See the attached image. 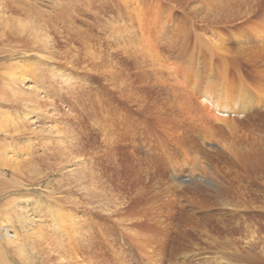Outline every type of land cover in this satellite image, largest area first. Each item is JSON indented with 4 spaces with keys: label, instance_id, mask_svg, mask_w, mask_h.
Returning a JSON list of instances; mask_svg holds the SVG:
<instances>
[{
    "label": "rangeland",
    "instance_id": "rangeland-1",
    "mask_svg": "<svg viewBox=\"0 0 264 264\" xmlns=\"http://www.w3.org/2000/svg\"><path fill=\"white\" fill-rule=\"evenodd\" d=\"M1 1L0 65L10 74L26 71L33 81L23 86L40 89L38 94L21 91V98L32 99L27 106L12 92L2 105L25 127L10 143L31 146L35 161L23 185L0 196V205L11 200L31 214L27 231L15 216L12 220L19 238L29 236L27 253L44 252L48 243L62 239L61 248L93 255L94 264H264V108L255 105L228 116L235 117L240 132L214 130L210 136L206 121L161 110L165 87L160 90L154 71L143 68V56L126 50L114 36L119 26L131 31L134 44L144 38L135 3L160 12L175 26L157 34L147 25L152 13L142 12L144 40L169 60L192 57L201 88L193 90L196 95L201 97L206 86L219 95L223 87L235 93L241 83L264 93V34L255 38L264 33V0H228L227 11L217 15L223 20L213 23L195 18L190 8L204 13L212 8L207 3L219 0ZM183 21V33L171 30ZM206 24L225 33L233 49L253 46L228 62L218 52L211 56L200 39ZM30 27L38 33L37 42L27 32ZM174 35L179 41L172 46ZM208 61L215 72L210 79L203 67ZM190 75L193 80L195 73ZM178 78L183 81L181 73ZM248 121L251 128L244 126ZM249 141H254L249 152L236 156L231 146ZM5 171L12 179V170ZM61 217L67 224L58 229ZM251 227L257 242L251 243ZM66 230L70 241L63 239ZM2 234L3 228L0 241ZM6 247L16 259L10 264H26L13 256L19 254L14 244Z\"/></svg>",
    "mask_w": 264,
    "mask_h": 264
},
{
    "label": "bare ground",
    "instance_id": "bare-ground-1",
    "mask_svg": "<svg viewBox=\"0 0 264 264\" xmlns=\"http://www.w3.org/2000/svg\"><path fill=\"white\" fill-rule=\"evenodd\" d=\"M2 2L3 1L0 0V12L2 11V5H3ZM217 2H219V3H217ZM217 2L207 3L209 6L211 5L212 8H208L209 10L208 11L205 10L204 13L200 12L199 11L200 9H198L196 7H191L190 11H191L192 15L195 16V18H198L200 21H203L206 23H208V22L213 23V21H215L217 19L223 20V18L222 19L218 18L217 15H222V12L227 11V10H224V8H225V6L226 7L229 6V1L228 0H221V1L219 0ZM131 6L133 7V5H131ZM207 6H205V7H207ZM134 8L139 10V11H137V13H135L136 14L135 19L138 22V28L140 29L139 32L141 33V35L144 38L143 39L138 38V43L134 44L132 42V39H130V35H129V33H131V31L128 29H125L126 27L124 29L122 27H120L121 28L120 29L119 26L114 31V34H115L114 36H115V39L117 40L118 43L119 42L125 43V46H126L125 49L126 50L131 49V50H133L134 54H136L138 57L143 56V58H142L143 59V61H142L143 68L146 66V67H148V68L150 67L152 69V72L151 71L150 72L152 74L155 73L154 79H155L156 85L158 84L161 86L160 90H162V87H165V90H166L165 96L163 97V99H162L163 101L161 102V105H162L161 110L163 112H166V113L177 112V113H179L180 116L183 115V117H184L187 115L191 120H195V121L196 120H204V121H206L205 133L211 136V135H213L214 130H215V132L221 131L224 133L227 132V133H231V134L236 133L237 131L240 132V126L241 125L238 124L235 117H228V116L242 115V113H240V111L241 112L242 111L248 112V109L249 110L253 109L252 107H254L255 105H256L255 107H257V108H260V107L264 108V93L262 91H261L262 93L259 91H254L253 90V89H255L254 87L249 89L250 86L249 87H247L245 85L242 86L243 83H241V85L239 86L238 90L235 93L233 91H231V89H228L227 87H223L225 89L223 90V93L221 95H219V94L213 92L214 91L213 86H206L201 93L202 98L199 97L198 95H196L194 93L196 91H193V90L194 89L200 90L201 88L199 86L200 83L197 79V74L195 72V66L192 67L190 64L191 63L190 58H192V57H189V59H186L184 56H181L179 54L175 58H172L169 60L167 58V54L164 53V51L162 52L159 49L154 48L151 45V43L144 40L145 37L147 36L146 35L147 30L145 27V23H146L145 20L146 19H145V17L143 18L142 15H140V14H143L142 12H144L147 15H149L152 12H149L150 10H147V9L144 10L143 8H139L138 4H136V3L134 5ZM194 8H196V10H194ZM203 11H204V9H203ZM147 12H149V13H147ZM150 16H151V20L148 19V20H150L149 21L150 23L148 22L149 24L147 23V25L150 27L151 30H153L154 32H157V34L162 33L164 31V28H167L169 26H175L173 24V22L170 21V18H166V17L164 18V16L161 15L160 12H158V13L153 12ZM141 21H143L142 22L143 24H141ZM211 26H214V27H211ZM211 26H210L211 27L210 28L206 24V27L205 28L203 27L200 30V34L202 35L201 36L202 38H200V39L201 40L204 39V41L206 43L205 46L207 47L211 56H212V52H218L223 56V61L228 62V60L230 58H233L232 55L238 56L241 53L246 54L248 52L247 49L252 48L253 45L249 44L248 45L249 47H242L239 49H233L232 47H230V45H231L230 40H229V38H227L226 34L219 31L217 29V27H215V25H211ZM184 28L185 29L187 28L185 21L177 23L176 29H174V30L171 29V30L173 32H178V31L182 32V31H184ZM27 32H29L30 36L33 37L32 38L33 41H35V42L38 41L39 36H38V33L36 32L35 28H31L30 30H27ZM214 32H216V33H214ZM0 33H1L0 38H2L4 35V29H2V24L0 25ZM200 34L197 33V35L199 37H200ZM256 34L257 35L255 36V38H257L256 40H259L258 36H262L264 33L257 32ZM157 36H159V35H157ZM177 41H179V38L176 37V35H174L171 38L169 37L168 43H170L173 46L174 44L177 43ZM242 43L245 44L246 41L242 40ZM203 46L204 45H202V47ZM166 47L168 48V45ZM206 47H205V49H206ZM170 50H173L172 47L170 48ZM234 50H237V51H234ZM195 59H197V58H195ZM185 63L188 64L186 69L182 68V65ZM207 63H208V67H206L205 65L203 67H205V70H208L206 75H207V78L210 79L212 76H214L215 72L213 71L214 69H212L210 66L211 61L210 62L208 61ZM3 69H4V67L2 68V66L0 65V134L4 135V138H2V141L0 140V196L3 193H5L7 191V189H9L12 186H14L15 188H20V186L23 185V182L21 181L22 177L27 175V169H28V171L31 170L32 164H33V162H35L33 160V152L31 150V146L27 145V147L22 148L21 145L19 146L18 144H14L15 141H14V143H10V140L13 141V140L22 136V132H23L22 128H25V127H22L21 126L22 124L20 125L19 123H16L14 121V119L12 118L11 113H8V110H6L2 105H3V103L7 102L8 96L12 97L10 95L11 92L16 97L19 96V94H21V91L25 92V93H29V94L30 93H37L38 94L40 92V89L37 87H35V90H32V86H25V85L23 86V83L25 82V80L33 81V80L25 77L26 71L21 70V72L24 75H21L20 73H19V75H16V73L10 74L8 72H5ZM153 71H154V73H153ZM191 72L195 73V77L193 80H190L191 78L189 79V77L191 76L190 75ZM180 73L183 76V81L180 80L181 78L180 79L178 78V74H180ZM262 77H264L263 73L261 75V78ZM223 81H225V80H223ZM197 85H198V87H197ZM263 86H264V84H263ZM30 91H32V92H30ZM197 93H200V92H197ZM261 96L263 98H261ZM20 100H21L20 104L24 105V106H27V104L29 105V103L32 101V99L26 98L25 95H23L22 98L20 97ZM256 102H260V103L256 104ZM208 103L212 104L213 107H211ZM218 109L220 111H218ZM214 110L217 111V113ZM167 111H169V112H167ZM255 117L256 116H254V118ZM212 122H213V125L211 124ZM248 125L251 128V122H249V121L246 122L244 126L247 127ZM249 131H250V129H249ZM249 131H247V132H249ZM30 143H32V142L30 141ZM249 144L253 145L254 141L252 143H251V141H249L246 144L239 142L236 146L232 145L231 148L233 149V152L235 150H237L235 152L236 154L234 153L236 156L239 155L240 153H242V155H243L245 152H247V151L249 152V150L251 149L252 146L250 147ZM242 145H245V147L243 148ZM242 148L244 151H242ZM20 151L21 152L23 151V153L25 155V157L23 159H18L20 157V155H19ZM246 154H248V153H246ZM6 169L12 170L11 171V173H13L12 179H8V177L6 176L7 175L6 171H5ZM20 177H21V179H20ZM8 192H10V191H8ZM1 205H2V203H1ZM30 215L31 214H29V212L26 209H24L23 206H19L18 208H16L15 204H13L11 200L7 201L6 203H3V205L0 209V223H1L0 229H2V228L4 229V234H2L3 235V241H0V264H10V261L16 260L15 258H13L12 256L9 255L10 253L6 252V250H7L6 245H9V244H14V246L17 247V252H19V254L13 255L14 257H16L19 260V261L18 260L17 261L18 262L22 261V262H25L26 264H37L39 262L43 263V264H52V263H57V264H94L93 263V257H94L93 255L82 256L81 254H79V252L72 251L73 247H71L72 252L70 250H67L68 248H66V249L61 248L62 245L63 246L65 245V242H63L62 239L60 241L59 240L57 241L58 242L57 245L52 244L49 241L50 243H48V245L46 246L47 248L44 252H38L37 253L36 251H33V252L31 251L32 253H27V251L25 249L26 246H25L24 241L29 236H27L23 240L21 238H19V234H16V231L13 230L14 222H12V220L14 221V216H15L17 221L19 222L20 227L24 230L25 227L29 225V221L31 219V218H29ZM61 216H63V214H61ZM61 219L64 221H62L61 224L57 223L58 229L59 228L63 229L62 224L64 222L65 223L63 225L67 224L66 218L64 219L61 217ZM37 220H39V219L37 218ZM70 221H72V219H70ZM70 224H73L72 226L78 225L74 221H72ZM66 227H69V226L67 225ZM253 227L250 228V232H252V236H251L252 242L251 243L257 242V239H258L257 238L258 236H256L258 232L255 229H253ZM54 228H55V226H54ZM11 230L13 231V235H10ZM42 231H43V229H42ZM37 232L36 233L33 232V236H34V234H37ZM63 233H66V234H63V239L70 241L71 240L70 238H72V236L70 235L69 231L66 230ZM77 235L78 234H76V236ZM23 236L25 237V235H23ZM0 239H2V238H0ZM40 241H43V240H40ZM45 241L47 242L48 240H45ZM36 242H37V240H36ZM4 245H5V247H4ZM261 251L264 253V245L261 246ZM99 263L96 262L95 264H99Z\"/></svg>",
    "mask_w": 264,
    "mask_h": 264
}]
</instances>
